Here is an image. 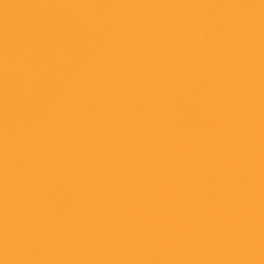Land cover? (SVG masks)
<instances>
[{
    "label": "water",
    "instance_id": "95a60500",
    "mask_svg": "<svg viewBox=\"0 0 264 264\" xmlns=\"http://www.w3.org/2000/svg\"><path fill=\"white\" fill-rule=\"evenodd\" d=\"M0 264H264V0H0Z\"/></svg>",
    "mask_w": 264,
    "mask_h": 264
}]
</instances>
